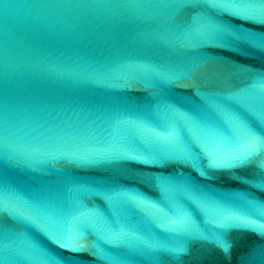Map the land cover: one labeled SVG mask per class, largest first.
<instances>
[{
    "label": "water",
    "instance_id": "obj_1",
    "mask_svg": "<svg viewBox=\"0 0 264 264\" xmlns=\"http://www.w3.org/2000/svg\"><path fill=\"white\" fill-rule=\"evenodd\" d=\"M247 30L215 129L229 137L237 120L264 134V24L250 22ZM238 163L216 169L210 159L203 158L177 218L187 215L192 227L187 231L172 228L155 264H264V172L256 165L237 169ZM209 204L237 209L258 224L224 222L219 215L206 211ZM226 232L232 246L227 255L215 246L222 243Z\"/></svg>",
    "mask_w": 264,
    "mask_h": 264
},
{
    "label": "snow or ice",
    "instance_id": "obj_2",
    "mask_svg": "<svg viewBox=\"0 0 264 264\" xmlns=\"http://www.w3.org/2000/svg\"><path fill=\"white\" fill-rule=\"evenodd\" d=\"M210 8L214 14L223 11L243 21L264 24V0H212ZM173 21L188 36H195L201 40L221 31H238V29L231 26L217 23L210 15L193 16L192 8L185 5L177 7ZM205 27L209 30L203 31L202 29ZM142 104L135 103L137 107L142 106ZM160 138L168 146L166 151L152 158L134 157L131 163L142 166L173 163L194 168L199 158L203 157L210 159L216 169L230 168L235 162H239L235 165L237 169L256 165L261 169V172H264V134L258 133L250 123L243 120L236 121V129L231 137L212 129H205L199 122L194 123L192 143L194 149L197 150L195 154H193L192 149L184 145L175 131ZM237 179L243 180L241 177H237ZM142 203L156 208V205L150 203L147 199L143 200ZM206 211L219 215L224 222L241 221L247 225L258 224L257 221L248 219L241 215L237 209L231 207L209 204ZM18 215L24 223L35 228L38 232H43V229L33 217L23 212H18ZM94 218L98 219V214L83 211L78 217H73L67 228L60 232L58 236L49 237L48 240L55 246L71 253L88 252L85 233L93 227ZM4 225L5 222H0V227ZM169 225L173 230L187 231L192 227V221L190 217L183 215L179 219L170 220ZM226 234L227 232L224 234L221 244H215L225 255L230 254L232 247L226 238Z\"/></svg>",
    "mask_w": 264,
    "mask_h": 264
}]
</instances>
